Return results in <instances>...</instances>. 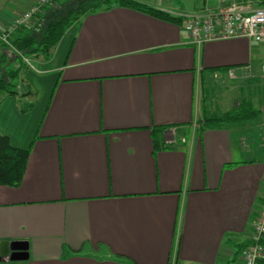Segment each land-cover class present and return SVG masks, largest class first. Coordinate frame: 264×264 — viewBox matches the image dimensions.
<instances>
[{
    "label": "crops",
    "instance_id": "1",
    "mask_svg": "<svg viewBox=\"0 0 264 264\" xmlns=\"http://www.w3.org/2000/svg\"><path fill=\"white\" fill-rule=\"evenodd\" d=\"M185 40L181 25L116 6L25 71L36 92L0 110V134L31 146L20 185L0 184V242L25 241L29 256L0 264H243L264 202L258 78L254 102L236 90L251 119L208 117L237 105L219 68L259 73L253 42Z\"/></svg>",
    "mask_w": 264,
    "mask_h": 264
},
{
    "label": "built area",
    "instance_id": "2",
    "mask_svg": "<svg viewBox=\"0 0 264 264\" xmlns=\"http://www.w3.org/2000/svg\"><path fill=\"white\" fill-rule=\"evenodd\" d=\"M51 1L53 0H36L27 10L13 16L0 28V42L13 49L12 36L21 27L28 25L40 6ZM200 2L201 6L193 11L172 12L182 18L181 27L186 33V40L183 42L185 45L201 47L208 42L230 39H246L264 44V0ZM260 71L264 74V64L260 65ZM236 74L237 69L228 68L223 76L228 80L233 79ZM248 240L241 253L243 264H264V202L257 211Z\"/></svg>",
    "mask_w": 264,
    "mask_h": 264
},
{
    "label": "trees",
    "instance_id": "3",
    "mask_svg": "<svg viewBox=\"0 0 264 264\" xmlns=\"http://www.w3.org/2000/svg\"><path fill=\"white\" fill-rule=\"evenodd\" d=\"M53 0L50 3L56 2ZM116 6L129 7L138 11H142L156 18L181 25L182 18L172 13L147 4L138 0H92L83 4L72 16H61L49 22L41 32H36L32 28L22 27L12 36L11 43L13 45L12 52L34 54H48L50 49L59 41L64 31L71 26L74 21H78L82 16L88 13L99 11H108ZM0 48L7 46L0 42ZM18 57V56H16ZM230 67L219 68V71H226ZM20 65L16 64L15 68L6 70L5 77H0V97L3 95H13L14 90L11 89L13 81L20 72ZM258 113L253 104L247 100L238 102L233 109L208 117V121L216 125L224 123L238 122L251 119ZM31 146L27 148L15 147L10 143L6 135L0 134V184L16 187L20 185L27 160L30 154Z\"/></svg>",
    "mask_w": 264,
    "mask_h": 264
},
{
    "label": "rangeland",
    "instance_id": "4",
    "mask_svg": "<svg viewBox=\"0 0 264 264\" xmlns=\"http://www.w3.org/2000/svg\"><path fill=\"white\" fill-rule=\"evenodd\" d=\"M92 0H57L53 3H47L43 6H40L38 11L33 15L32 19L29 21L28 25L23 26L25 28H32L33 30H36V32H41L46 27V25L55 20L56 18H59L61 16H72L75 11L79 9L83 4H86L88 2H91ZM140 2H145L147 4H153V3H161L165 5V7L171 6L178 9L179 12H190L198 0H138ZM169 1V2H168ZM200 1V0H199ZM150 2V3H149ZM164 2H168L165 4ZM36 3V0H0V9L2 10H8L10 11L8 14L7 20L10 21L13 16L16 14L23 12L24 10H27L29 7H31L33 4ZM150 4V5H151ZM169 9V8H168ZM13 11V12H12ZM76 21H74L72 25H74ZM22 28V27H21ZM20 28V29H21ZM19 29V30H20ZM253 42V55H254V65L252 64V70L258 69L259 73L255 74L251 70L249 72H244L241 70H237V74L233 79L225 80L222 78V82L228 83V81H235L232 85H236L235 89L231 94L235 93L238 88L243 89L242 94L238 92L236 94L235 99H237L238 102H242L244 99H250L252 102H254V97H250L251 89H254L253 83H256L254 79H257V82L260 83V85L256 88L260 91L259 99L262 104H264V74L260 71V65L264 64V44ZM18 56V57H16ZM42 53H34V54H28V53H22V52H16V55L14 52L11 51L10 48L7 47V49L0 48V77H5L6 70L15 68L16 64L20 65L21 69L19 72V75L16 79L13 81V86L11 87L12 90H14L13 96H1L0 97V110L1 112L8 106L16 103L18 106L23 105L27 100L25 99V95H28V93H35L36 90L33 87V83L30 84L26 77L24 76L25 71H31L34 72L35 68H38L40 66L39 61L42 60ZM259 76V77H256ZM225 78V77H224ZM252 81V82H251ZM254 81V82H253ZM230 82L229 84H231ZM252 83V84H251ZM262 84V85H261ZM232 87V86H231ZM240 95L243 96L238 97ZM15 97V98H13ZM253 104V103H252ZM254 106V104H253ZM3 118L0 116V126H3Z\"/></svg>",
    "mask_w": 264,
    "mask_h": 264
},
{
    "label": "water",
    "instance_id": "5",
    "mask_svg": "<svg viewBox=\"0 0 264 264\" xmlns=\"http://www.w3.org/2000/svg\"><path fill=\"white\" fill-rule=\"evenodd\" d=\"M28 244L25 241H1L0 260L8 258L11 261L28 259Z\"/></svg>",
    "mask_w": 264,
    "mask_h": 264
}]
</instances>
